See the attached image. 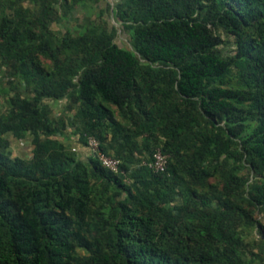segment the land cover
Masks as SVG:
<instances>
[{"label": "trees", "instance_id": "trees-1", "mask_svg": "<svg viewBox=\"0 0 264 264\" xmlns=\"http://www.w3.org/2000/svg\"><path fill=\"white\" fill-rule=\"evenodd\" d=\"M86 2L96 19L55 42L50 25ZM8 8L0 0V66L31 97L0 114V264H245L233 222L250 215L241 205L264 206V178L246 190L238 176L239 164L264 175V0H121L110 13L133 51L114 42L101 0ZM216 22L234 38L228 58ZM61 99L75 107L68 125L42 102ZM67 127L119 172L63 143ZM157 148L163 173L147 167ZM175 187L183 203L165 207Z\"/></svg>", "mask_w": 264, "mask_h": 264}, {"label": "rangeland", "instance_id": "rangeland-1", "mask_svg": "<svg viewBox=\"0 0 264 264\" xmlns=\"http://www.w3.org/2000/svg\"><path fill=\"white\" fill-rule=\"evenodd\" d=\"M7 5L12 6V9H7V14L14 15L16 10H27L28 12H33L35 10V0H3ZM121 0H101V4L106 8L104 13V18L108 21V26L114 30V42L121 48L133 51L132 48V32L127 28H123L121 23L114 20L111 16L110 11L118 6ZM109 7L107 8V6ZM99 13V6L93 5L91 2H86L81 5H76L72 7L68 15L67 20L62 24L52 23L50 29L53 32V40L59 42L62 38L63 33L66 29L72 31L74 28H83L84 25L88 24L90 21L96 19V15ZM202 18H207L206 12H204ZM212 32L219 37L220 44L217 46V52L225 58L234 55L235 44L234 38L230 35L224 27L218 22L214 26L208 25ZM43 64H47V61L42 60ZM234 71L229 75L231 84L235 85L236 79L234 78ZM15 94H19L22 98H29L31 94L27 92L25 84L19 81L18 77L14 74V71L10 67L0 66V114H7L9 110L8 100ZM50 108V115L53 118L64 117L66 124L72 122L75 107L66 110L68 105L65 99L52 101L43 100ZM71 128L67 127L65 129V138L62 142L78 151L80 143H78L75 137L71 133ZM13 142H15L13 140ZM22 145L17 148L11 147L12 153L19 156L30 157L27 155L28 150L26 144L21 142ZM233 160H227L225 164L218 167V172L223 170L228 171L232 167ZM133 169L137 168L136 164ZM237 167V166H236ZM238 176L242 177L246 182L245 189L253 188L263 182L264 175H256L253 171L247 168V165L241 167L238 165ZM210 183L217 186L218 189L221 188V183L218 182L217 178L210 179ZM181 189V188H180ZM178 187L174 188V196L168 200L164 205L165 207L172 208L176 205H181L182 198L177 194L180 192ZM245 196V193H242ZM244 210L249 212V217L245 219L238 218L237 221L233 222V228L236 233L242 238V244L239 248V254L241 260L245 264H264V206H259L258 208L249 209L245 205H241ZM217 210L216 203H212L210 208L204 209V212L211 213L215 215ZM78 255H87L82 249H77Z\"/></svg>", "mask_w": 264, "mask_h": 264}, {"label": "built area", "instance_id": "built-area-1", "mask_svg": "<svg viewBox=\"0 0 264 264\" xmlns=\"http://www.w3.org/2000/svg\"><path fill=\"white\" fill-rule=\"evenodd\" d=\"M86 148L91 157L96 159L99 164L113 173L119 172L120 161L105 154L100 150L99 143L94 138H87ZM168 155L160 149H155L152 153L151 161L147 164L148 169L155 173H163L167 169Z\"/></svg>", "mask_w": 264, "mask_h": 264}, {"label": "crops", "instance_id": "crops-1", "mask_svg": "<svg viewBox=\"0 0 264 264\" xmlns=\"http://www.w3.org/2000/svg\"><path fill=\"white\" fill-rule=\"evenodd\" d=\"M20 145H22L21 144V142H14L13 144H12V146L14 147V148H17L18 146H20ZM77 149L79 150V152L82 154V155H84V156H89V154H88V150H87V148L85 147V146H83V145H79V147H77Z\"/></svg>", "mask_w": 264, "mask_h": 264}]
</instances>
